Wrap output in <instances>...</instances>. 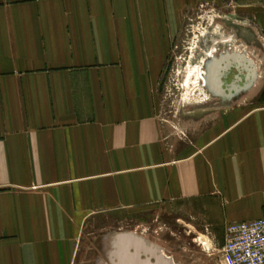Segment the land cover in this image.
I'll return each instance as SVG.
<instances>
[{
	"label": "crops",
	"instance_id": "obj_1",
	"mask_svg": "<svg viewBox=\"0 0 264 264\" xmlns=\"http://www.w3.org/2000/svg\"><path fill=\"white\" fill-rule=\"evenodd\" d=\"M250 1L0 0V264H79L154 210L223 233L264 218V101L187 149L154 104L185 15Z\"/></svg>",
	"mask_w": 264,
	"mask_h": 264
},
{
	"label": "rangeland",
	"instance_id": "obj_2",
	"mask_svg": "<svg viewBox=\"0 0 264 264\" xmlns=\"http://www.w3.org/2000/svg\"><path fill=\"white\" fill-rule=\"evenodd\" d=\"M258 12L257 1L252 0L243 7L236 2L205 5L185 15L154 87L156 115L170 147L194 148L201 143V136L215 133L226 113L263 103L264 77L256 79L249 92L227 102L204 86L208 65L226 53L249 56L264 76V31ZM121 224L123 231H132L158 245L176 264H221L223 231L205 228L201 219L191 218L186 212L154 210L139 217L127 215ZM93 237L86 239L81 264H94L97 249L96 243H91Z\"/></svg>",
	"mask_w": 264,
	"mask_h": 264
},
{
	"label": "water",
	"instance_id": "obj_3",
	"mask_svg": "<svg viewBox=\"0 0 264 264\" xmlns=\"http://www.w3.org/2000/svg\"><path fill=\"white\" fill-rule=\"evenodd\" d=\"M230 82H227L231 78ZM257 79L253 60L242 53H226L214 58L207 69V87L215 96L227 102L248 92ZM111 233L102 253L110 264H176L162 249L142 236L124 231ZM96 246L101 242L96 241ZM155 261V262H153Z\"/></svg>",
	"mask_w": 264,
	"mask_h": 264
},
{
	"label": "built area",
	"instance_id": "obj_4",
	"mask_svg": "<svg viewBox=\"0 0 264 264\" xmlns=\"http://www.w3.org/2000/svg\"><path fill=\"white\" fill-rule=\"evenodd\" d=\"M221 264H264V218L225 227Z\"/></svg>",
	"mask_w": 264,
	"mask_h": 264
},
{
	"label": "flooded vegetation",
	"instance_id": "obj_5",
	"mask_svg": "<svg viewBox=\"0 0 264 264\" xmlns=\"http://www.w3.org/2000/svg\"><path fill=\"white\" fill-rule=\"evenodd\" d=\"M128 231V230H127ZM116 232H124L123 230H116ZM128 232H132V231H128ZM134 233V232H132ZM136 234V233H135ZM110 236H111V233L110 232H104L102 234H99L97 237H96V241L99 240V242H101L99 244V246H96V249H97V254L95 255L94 259L92 260L94 264H110V262L108 261V259L106 258V255L102 253V247L105 246V243L106 245L108 246V242L110 240ZM150 242V241H149ZM163 251V250H162ZM163 253L166 255V253L163 251ZM168 256V255H166ZM155 262V261H153Z\"/></svg>",
	"mask_w": 264,
	"mask_h": 264
},
{
	"label": "bare ground",
	"instance_id": "obj_6",
	"mask_svg": "<svg viewBox=\"0 0 264 264\" xmlns=\"http://www.w3.org/2000/svg\"><path fill=\"white\" fill-rule=\"evenodd\" d=\"M206 85H207V78H204V86H206Z\"/></svg>",
	"mask_w": 264,
	"mask_h": 264
}]
</instances>
